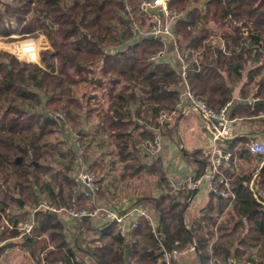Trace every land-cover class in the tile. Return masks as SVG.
Instances as JSON below:
<instances>
[{
	"label": "trees",
	"instance_id": "trees-1",
	"mask_svg": "<svg viewBox=\"0 0 264 264\" xmlns=\"http://www.w3.org/2000/svg\"><path fill=\"white\" fill-rule=\"evenodd\" d=\"M139 1H3L0 34H11L8 22L19 26L25 23L24 33L45 27L53 50L46 51L43 57L47 69L0 52V238L7 241L20 235L6 222L17 226L27 221L41 196L57 209L72 208L75 198L79 208L92 210L91 195L73 177L78 155L84 148L97 146L102 151L98 157L101 161L109 153L105 149L110 147L115 149L112 155L125 163L119 182L127 176L140 175L143 170L157 178L161 195L139 197L137 205H152L157 211L159 237L145 220L127 238L115 223L102 232L92 229L84 219L69 241L58 217L41 210L36 213L32 235L25 236L23 243L34 256L40 249L46 252L45 260L50 264H84V258L76 254L80 251L93 264H181L176 260L178 254L194 246L200 264H264V215L256 211L261 206L252 196V190L257 193L254 187L264 186V164L256 171L252 189L248 185L253 172L231 178L236 200L224 201L214 193L216 205L210 203L203 216L188 227L187 204L197 189L173 190L160 163L141 165L135 155L139 145L155 141L156 130L167 126L160 119L162 113L171 115L181 110L179 105L186 88L178 61L175 66L163 59L159 63L151 61L166 50L165 42L132 40L131 14L137 12ZM128 5L133 10L130 13ZM205 6L192 9L174 27L181 52L195 51L199 56V63L191 59L188 62L186 80L190 92L221 110L233 102L232 88L247 73L242 100L264 99V0H205ZM169 9L187 11L190 0H170ZM32 12L34 16L28 20ZM211 24L218 29L228 53H222L219 44L210 40L211 35L217 34L209 27ZM52 59L56 62L50 63ZM250 62L252 67L248 68ZM83 85L91 91L84 101L76 95L77 87ZM246 109L253 111L246 116L264 115V104ZM54 111L63 113L62 121ZM95 112L99 122L94 134L77 136L78 150L68 146V134L74 128L78 132ZM236 116L235 112L231 115ZM56 131L66 139L62 148L54 150L47 137ZM241 142L248 143L246 139ZM226 144L231 147L235 142ZM227 152L228 164L233 166L235 154L229 148ZM238 153L249 154L246 149ZM19 157L21 162L17 163ZM83 159L88 160L89 154L83 155ZM257 159L263 161L264 156ZM57 166L60 168L56 169ZM210 166L211 160L206 162L207 170ZM221 169L228 174L224 164ZM205 175L202 165L195 180ZM101 184L102 179L98 178V194H104ZM13 206L20 213L14 214ZM215 209L219 210V221V217L210 218ZM225 209L227 212L221 217ZM88 232L95 238L87 240ZM35 234H44L46 238L38 240ZM131 239L136 242L131 243ZM50 244L55 250L47 252ZM8 247L9 243L1 247L0 254ZM36 258L41 260L40 255Z\"/></svg>",
	"mask_w": 264,
	"mask_h": 264
},
{
	"label": "crops",
	"instance_id": "crops-1",
	"mask_svg": "<svg viewBox=\"0 0 264 264\" xmlns=\"http://www.w3.org/2000/svg\"><path fill=\"white\" fill-rule=\"evenodd\" d=\"M192 1V0H191ZM190 1V2H191ZM200 3L196 6L190 3V9L187 10L189 12L199 7L201 9H205V0L199 1ZM0 8H3V3L1 1ZM187 15V16H188ZM186 19V18H185ZM9 23V22H8ZM6 23V26L7 24ZM14 23L11 22L10 25L12 26ZM9 27V25L7 26ZM13 32V31H12ZM11 32V33H12ZM16 34H20L19 29L14 31ZM10 35V34H9ZM7 35V36H9ZM6 36V37H7ZM210 40L213 43L220 44L222 43V38L219 34H213L210 37ZM163 60L169 63L171 66H175L177 62V55L172 50L171 46H168V50L165 53ZM252 67V63L248 65V68ZM247 74V73H246ZM246 74L240 83H237L235 88H232L233 91V99H240L242 100V87L246 82ZM255 90V89H254ZM186 88L184 90V93ZM257 100H264V99H255V100H248V105H238L234 109L229 110L228 116L234 120V131L231 139L234 140L235 144L233 146H228L226 142H215L214 140V127L211 123L204 121L199 115L193 112H187V107L190 104V100L188 97H182L180 101L179 107L181 110L179 112H175L172 118L167 122V126L163 127L159 130H156V138L159 140V146L157 149H153L147 144H141L137 147L138 151L135 155L139 158L140 164L145 166H151L155 163H160L164 172V175L167 178V181L170 187L173 190L179 191L186 183V179L188 176L197 175V171L204 166V171L206 173L209 171L207 170L206 162L211 160V155L215 147L221 148L224 147L226 150L229 148V152H233L235 154L234 164L230 166L228 161L224 163L225 168L228 171L227 176L231 179L235 177H243L244 175H251L253 172L254 175L249 182L253 184L254 187V179L257 175L256 171L263 166V161H259L257 158L258 156L253 155L250 151V143L252 140L257 139L258 137H264V123L262 120L264 119V115H251L250 113L253 112L251 109H246L247 107H251L254 105V102ZM245 101V100H242ZM254 101V102H253ZM264 104V103H263ZM256 106V105H254ZM235 112L237 116L232 118V113ZM98 112L92 114L91 118L84 123L83 127L79 131H83L87 135L94 134L95 127L99 122V118L97 116ZM85 120V115H84ZM78 131V132H79ZM77 132V133H78ZM246 139L248 143L246 145L242 144V140ZM259 140V139H258ZM261 141V140H260ZM77 149L78 148H75ZM246 149L249 154L248 156H240L238 153L240 150ZM115 149L110 148V150L105 149V152H108V155L103 157L101 161H99L98 157L101 154V150L97 146H93L90 149L89 159L86 161H80L78 158L77 166L73 173V177L76 180V174H78L81 170L84 169H95L97 168V173L99 174V178L102 179L101 189L104 194L91 195L89 200V204L91 205L92 209H96L99 206L103 205L104 200L108 199H116L118 203L117 210L120 214L128 213L133 207L139 206L143 208H147L146 206H150L148 209L153 217L156 219V223L159 226V217L157 211L153 208L152 205L141 204L137 205V199L142 196H154L159 197L161 192L158 187L157 178L154 175H149L144 170L140 172V175L135 176H127L125 180H120V174L124 168V162L118 161L115 155H112ZM96 160L98 164L96 163ZM252 162H256L255 165H251ZM81 164V165H79ZM85 167V168H82ZM121 169L120 174L117 177L118 169ZM251 168V169H250ZM257 169V170H255ZM248 170H251L248 172ZM247 173V174H246ZM131 179V181L129 180ZM231 179V180H232ZM201 184L196 190V193L192 197L191 201L187 204L188 208L186 209V223L188 227H191L192 224L199 220L203 216L204 210L209 206V204L216 205L217 198L213 197L214 192L210 188L208 182L205 179V176L200 179ZM77 181V180H76ZM117 181V182H116ZM116 182V183H115ZM79 183V182H78ZM138 183V184H136ZM80 184V183H79ZM82 189H87L80 184ZM257 191V194L261 195L264 190V186L257 185L254 187ZM88 192V191H87ZM224 201H229L228 199L222 198L220 196H216ZM196 210L195 213L190 214V210ZM262 209V207L258 208ZM24 210H27V207H24ZM40 209H34L30 211L29 219L34 216L36 219V213L40 212ZM47 212V210H45ZM49 212V211H48ZM227 210L221 215L224 217ZM13 213L17 214L20 213L18 208L13 209ZM53 213V212H52ZM58 219L61 221L64 230L63 233L67 236L68 240L72 239L73 234L76 231V226L80 222L74 219L71 215H69L65 211H60L57 213H53ZM210 215L211 219L216 220L219 217V210L215 209ZM28 219V220H29ZM137 218L134 216H128L125 219L123 225H117V230L121 231L122 229L129 232L131 230L132 223ZM220 217L218 218L219 221ZM27 220V221H28ZM92 229H98L99 231H104L110 224L105 222L102 216L87 219ZM143 219H141L142 221ZM7 225L9 224L6 222ZM22 223V222H20ZM19 223V224H20ZM18 224V225H19ZM9 226V225H8ZM10 228V227H9ZM90 228V229H91ZM217 226H214L213 231L216 232ZM35 238L38 240H44L46 236L41 234V236L35 234ZM87 240L94 239L95 236L92 232H88L85 235ZM91 238V239H90ZM6 243H9V247L4 250L0 254V264H50L45 260V253L39 249L36 250V256L40 255L41 260H38L36 256L32 254V252L24 246V237L19 235L14 238H10L7 240ZM55 246L50 244L48 251H54ZM42 253V254H41ZM77 257L82 256L84 258V264H93L90 260L89 256L84 257L81 255V252L78 251ZM176 260H179L181 264H200L197 253L195 251L194 246L188 247L184 250L181 254H178ZM218 263H222V260H218Z\"/></svg>",
	"mask_w": 264,
	"mask_h": 264
},
{
	"label": "built area",
	"instance_id": "built-area-1",
	"mask_svg": "<svg viewBox=\"0 0 264 264\" xmlns=\"http://www.w3.org/2000/svg\"><path fill=\"white\" fill-rule=\"evenodd\" d=\"M4 3V0H1ZM14 1V0H11ZM170 0H140L137 6V14L150 22V26L148 29L144 28L143 24L137 22L135 19H131V32L133 35L132 40L136 39H157L166 43V50L159 52L156 56L151 58V61L159 63L161 59H163L165 53L168 50V46L172 47V50L177 55V61L180 64V73L183 77V81L186 84V91L182 94V97H188L190 100V104L187 107V112H193L199 115L204 121L211 123L214 127V140L215 142H221L224 139H229L233 135L234 131V120L228 116V107H224L221 110L214 109L210 107L207 103L201 101L196 98L189 89V84L186 80L188 74V62L189 59L194 61L195 63H199L198 53L195 51H189L192 53L190 56L189 52L183 54L181 52V44L177 41L176 35L174 32L175 24L181 20L185 19L188 15L187 11H174L172 12L169 9ZM132 7L127 6V12H132ZM246 31V28H243ZM21 36L13 32L7 36L6 38L16 39ZM0 45L7 50V52L12 53L17 58L25 60L27 63L35 64L42 66L40 62L41 52L44 46L32 39H24L19 42H11V43H2ZM3 50V49H0ZM219 50L222 53H228L225 42L219 46ZM43 63V62H41ZM181 97V98H182ZM229 106V105H228ZM175 114L173 112L171 115L166 113H162L160 119L163 122H168L172 116ZM63 119V116H60V120ZM147 145L153 149H157L159 146V140L156 138L153 142H147ZM250 151L253 155L256 156H264V143L258 139L252 140L250 143ZM230 159V153L226 152V155H222L221 148L215 147L212 155H211V166L209 171L205 175V179L208 182L212 191L225 199L230 200V202H234L237 198V194L234 191L232 180L225 174L221 167L222 165ZM76 180L86 189L90 191L93 195H98L99 185L96 174L91 169L81 170L76 177ZM201 184V180H195V176H188L186 179V183L183 187L186 189H197ZM252 189V183L250 184ZM252 196L257 200V203L264 209V192L261 195H258L254 190H252ZM73 207L67 208L63 207L57 209L53 206H44V210L49 212L57 213L60 211H65L69 215H71L74 219L82 222L84 219H93L102 216L107 223H115L118 225H123L126 217L134 216L137 219L132 223L131 230L127 232L122 229L121 232L123 235L129 238L130 233L139 227L141 219L148 222L151 226L152 231L159 237V233L157 232L158 225L156 223V219L150 213L147 208L143 207H133L128 213L120 214L117 210L118 203L116 199H108L103 201V205L97 207L96 209H86V208H78L76 199L73 198ZM11 229H17L20 232V235L25 237L28 235H32L35 227V218L32 216L28 221L22 222L17 226L8 224ZM7 241H4L0 238V248L6 244ZM135 239H131V243H135ZM166 261H168L169 256L166 255ZM250 264V263H249Z\"/></svg>",
	"mask_w": 264,
	"mask_h": 264
},
{
	"label": "rangeland",
	"instance_id": "rangeland-1",
	"mask_svg": "<svg viewBox=\"0 0 264 264\" xmlns=\"http://www.w3.org/2000/svg\"><path fill=\"white\" fill-rule=\"evenodd\" d=\"M14 1H16V0H14ZM14 1H11V0H4V2L6 3H13ZM191 1V0H190ZM192 5H194V6H196V5H198L200 2H197V1H195V0H192L191 2H190ZM213 9V8H212ZM215 9V8H214ZM0 10H2V11H4L5 9H4V7L3 8H0ZM174 11H179V10H174ZM174 11H172V12H174ZM212 11H214V10H212ZM34 16V14H33V12L31 13V15L30 16H28V20L29 19H32V17ZM131 17L133 18V19H135V20H137V22H139L140 24L142 23L143 24V26H144V28H146V29H148L149 28V26H150V22L148 21V20H146V19H143V18H141L138 14H137V12H132V14H131ZM49 22V21H48ZM9 25V27L11 28V30L13 31H16V30H18L19 29V31H20V34L18 35V36H21V37H19V38H16V39H12V38H6V36L7 35H2V33L0 34L1 36H0V42H2V43H11V42H19V41H22V40H24V39H32V40H35V41H37L38 43H40L42 46H44L43 47V49H42V52H41V59H43V57L45 58V56H44V54H45V52L46 51H48V50H53L52 49V45H51V42H50V39H49V32L46 30V28L45 27H43V28H38V29H36L35 31H33V32H31V33H24V31H23V26L25 25V23L23 24V25H21V26H19V25H17L16 24V22H14V24L11 26L10 24H7V26ZM209 27L211 28V27H213L214 28V30H215V32L216 33H218L219 31H218V29L217 28H215L216 26L214 25V24H211V25H209ZM3 46V45H2ZM1 45H0V47H2ZM0 49H3V50H0V52H7V50H4V48H0ZM7 53H10V52H7ZM10 54H12V53H10ZM13 55V54H12ZM13 56H15V55H13ZM16 57V56H15ZM17 58V57H16ZM17 59H19L20 61H22V62H26L25 60H23V59H20V58H17ZM41 62H43V60L41 61ZM40 62V64L42 65L41 67H45L46 69H47V67H46V62H44V63H41ZM56 61L55 60H50V63H55ZM27 63V62H26ZM76 95H77V97L78 98H80L81 99V97H83L82 99H83V101L84 100H86V98L84 99V97H88L90 94L89 93H91V91H90V88L88 87V86H86V85H83V86H78L77 87V89H76ZM55 113H57V115L59 116H63V113H61V111H54ZM62 121V120H61ZM76 129L74 128V130H72L71 132H70V134H68V140H67V145L68 146H73V147H75V148H78L79 147V145H80V143H79V141L77 140V132L75 131ZM83 132V131H82ZM65 139H66V137L61 133V132H59V131H56V132H54V133H52L51 135H49L48 137H47V141H48V143H49V145H50V147H53V148H55L54 150H56V149H60V148H62L63 146H62V144H63V141H65ZM257 139H259V140H261L263 143H264V137H258ZM109 150H110V147H109ZM91 151L90 150H87V149H82L81 150V152H80V154L78 155V158L80 159V161L82 160V161H84V159H83V155H88L89 153H90ZM98 159H100V158H98ZM119 161V160H118ZM57 165H58V163H56ZM256 164V162H252L251 163V165H255ZM79 165H81V164H79ZM60 167L59 166H57L56 167V169H59ZM82 168H85V167H82ZM251 169V168H250ZM95 174H97L96 175V177H97V179L99 178V174L96 172V170L95 169H91ZM119 171L117 172V177H118V175L120 174V172H121V169L119 168L118 169ZM251 170H248V172H250ZM247 174V173H246ZM76 177H77V174H76ZM130 181H131V179H129ZM136 184H138V183H136ZM44 206H50V204H49V202L46 200V198H44L43 196H41V198H40V201H39V204H37V205H34L31 209L32 210H34L35 208L36 209H40V210H44ZM14 208H15V206H13ZM148 209H150L149 207L150 206H146ZM79 208V207H78ZM79 210H80V208H79ZM196 212V210L193 208V210H190V214H193V213H195ZM91 239V238H90ZM86 247V246H85Z\"/></svg>",
	"mask_w": 264,
	"mask_h": 264
},
{
	"label": "water",
	"instance_id": "water-1",
	"mask_svg": "<svg viewBox=\"0 0 264 264\" xmlns=\"http://www.w3.org/2000/svg\"><path fill=\"white\" fill-rule=\"evenodd\" d=\"M48 24H49L52 28H54V25H52V23H51L50 21L48 22ZM263 103H264V100H257V101L254 102V105L263 104ZM248 104H249L248 101H242V100L236 98V99H234L233 102L228 106V110H232V109H234V108H235L236 106H238V105H248ZM81 133H82V131H79V132L77 133V135L80 136ZM232 140H233V139L229 138V139H224L223 141H224V142H230V141H232ZM221 150H222V155H223V156L226 155V152H227L226 148L221 147ZM16 162H17V163L21 162V158L19 157V158L17 159ZM87 191L90 192L88 189H87ZM19 202L22 204V201H21V200H19ZM256 211H257L258 213L264 215V209H257ZM127 238H128V237H127ZM126 248H127V250H126V255L128 256L129 248H130V244H127V245H126Z\"/></svg>",
	"mask_w": 264,
	"mask_h": 264
}]
</instances>
